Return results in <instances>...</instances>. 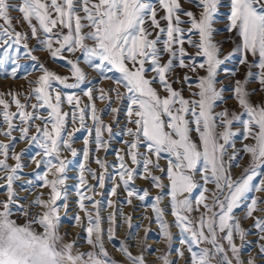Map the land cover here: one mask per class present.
I'll use <instances>...</instances> for the list:
<instances>
[{"label": "snow or ice", "instance_id": "1", "mask_svg": "<svg viewBox=\"0 0 264 264\" xmlns=\"http://www.w3.org/2000/svg\"><path fill=\"white\" fill-rule=\"evenodd\" d=\"M224 6V0H0V76L27 84L0 91V135L8 137L0 140V189L7 194L0 199V264H120L106 240L118 241L114 246L130 264H148L144 252L151 247V228L138 238L132 229L142 225H134L123 209L134 199L142 202L145 218L159 225L167 243L158 257L164 264H177L168 258L173 228L185 264H264V215H256L264 213V198L244 203L248 193L264 191V96L253 100L264 93V0H227L228 35L218 41L216 25ZM228 42L234 47L225 54ZM37 50L65 60L69 73L50 69ZM236 54L247 68L230 90L240 110L221 107L229 97L218 87L221 71L233 76L239 71L222 68ZM33 71L40 74L28 79ZM253 82L258 88H249ZM122 110L125 125L119 135L130 139L121 140L126 147L115 151L110 164L107 155L117 135L113 125H119ZM106 115L111 123L103 119ZM80 131L86 135L77 149ZM241 134L250 142L237 149ZM24 141L38 151L29 161L36 165L32 178L21 181L28 149L17 152L16 144ZM66 152L82 156L75 187L78 211L71 221L86 232L88 250H80L77 240L65 242L67 233L61 234V210L67 214L70 207L66 181L72 161ZM241 153L249 162L234 177ZM138 178L159 190L151 204L149 190L136 185ZM106 180L112 185L110 197L122 189L123 200L96 199ZM18 182L22 190L48 192L29 200L16 190ZM165 196L168 204L162 207ZM149 207L152 217L146 214ZM237 209L244 211L243 219H253L256 230L258 249L247 258L242 253L251 243L246 240L251 229L243 226ZM124 224L129 233L120 240L117 232Z\"/></svg>", "mask_w": 264, "mask_h": 264}, {"label": "rangeland", "instance_id": "2", "mask_svg": "<svg viewBox=\"0 0 264 264\" xmlns=\"http://www.w3.org/2000/svg\"><path fill=\"white\" fill-rule=\"evenodd\" d=\"M224 7L221 9V13H220V18L219 21L216 25V27L219 29V35L216 36V39L218 41L223 40L224 37H226L228 35L226 29H225V25L227 24V14H228V7H227V0H224ZM186 8H192L191 4H185L184 5ZM13 16H18L19 13L13 12L12 13ZM15 23V21H14ZM238 42V41H237ZM33 45L36 44V41H32L31 42ZM185 47L188 49L189 52L194 53L196 50L191 48L188 45H185ZM234 47V44L231 42L225 43L223 44V52L226 54L229 51H231ZM36 55L39 56L41 62L46 63V65L50 68L55 70L56 72H58L59 74L65 75L69 73V67L66 66V62L65 60L62 59H56L53 60L49 57V54L46 51L43 50H37ZM68 55V54H65ZM69 58H72L71 56H69ZM239 59L240 56L239 54H236L235 56H233L229 61H227L225 63V65H222V68H227L230 70H234L236 68H239V71L236 72V74L233 75H228L226 74L224 71H221L219 76H218V80L220 81V83L218 84V87H224L226 89L225 91V96L229 97V99L227 100V104L226 105H221V107L227 106L236 110H240L239 106L237 104V102L234 99H231V88L234 85V81L237 79H243L245 76V73L247 71L246 66H242L239 65ZM251 59V58H250ZM22 63L25 64L26 67L29 66V61L24 60L22 61ZM90 73V78L95 77L96 74L94 72H91V70H88ZM256 69H253V72H255ZM40 73L38 71H33L31 73V75L28 77V79H34L36 76H38ZM191 74V73H190ZM199 74L200 75H204V71L203 70H199ZM195 79V77H194ZM71 82V81H70ZM110 82L105 81L103 83L102 86L107 87L108 84ZM20 88H27V84L26 81L24 79H5L2 76H0V91H8L9 89H20ZM250 89H256L258 88V84L256 83H251L249 85ZM64 91H74L72 89H64ZM75 91H77L78 94L82 93L80 92L79 89H76ZM186 95L188 94L187 92L185 93ZM264 96V93L261 92H257L254 96H253V100L255 101H259L261 99V97ZM23 99V97H22ZM86 100V98H85ZM34 102V101H33ZM98 108H103L104 107V103L98 102L97 104ZM116 106V105H113ZM65 110H67V107H65ZM103 119L105 120V122L107 123H111L112 122V116L110 115H106L103 117ZM125 125V116H124V112L123 110L121 111L120 114V123L119 125H113V131L115 133H117V135L114 137V139L111 141V149L107 155V159L108 161L111 163H114L116 161V157L114 155L115 151L117 149H122L125 148L126 146L121 142L122 139H130L127 136L121 137L119 135L121 129L124 127ZM88 126L91 127V122L88 121ZM236 129H240L241 133H242V126L240 124H236L234 126ZM34 131V129H33ZM14 135L19 136L18 132H15ZM86 135V132L84 131H80L78 133H76V140L74 143V147H76L77 149H81L83 147V137ZM105 137H107V133H105ZM0 140L7 142L8 141V137L0 135ZM246 142H250V141H244L242 139V134L241 136H237L236 137V147L237 149H240L243 145V143ZM21 149H28V151L26 152V154L22 157V160L24 162V164L26 165V167L23 169V171L20 173L21 176V181L24 180H28L32 178V174L34 169L36 168V165L34 163H30V157L38 151V149L33 146L31 148H29L28 146V142L24 141V142H18L16 144V151L19 152ZM143 150V149H141ZM101 155H103V152L100 153ZM64 155H66L68 157V159H70L72 161V163L69 165V171H68V180L66 181V184L68 185V202H69V210L67 212V214L64 213L63 210H61V217H62V223L63 226L61 228V234L67 233V235L65 236V240L66 241H71V240H77L78 242V247L80 248V250H88L89 249V245L85 242V237H86V232H84V230L80 227V226H73L71 218L77 213L78 208L76 205V194H75V187L77 184V174H78V166L79 164L82 162V156L81 155H77L76 157H72L70 153H64ZM241 156L243 157L240 160V166L239 167H233L232 169V174L234 177H238L241 175L243 168L248 164V157L246 155H244L243 153H241ZM39 158V157H37ZM0 159H2V157H0ZM9 163L14 164L15 161L14 160H10ZM161 163H165V161H161ZM91 167L93 168H97V165H95L94 163L91 164ZM43 169H41L42 171ZM109 173H113V169L110 167L109 168ZM3 173L0 172V176H2ZM85 175H87V173H85ZM90 179V178H89ZM92 183H95V181H91ZM258 182V181H257ZM4 181H0V184H3ZM136 185L141 188H147L150 192V196L147 200L148 204H151L152 201V197H154L155 195H157L159 193L158 189H155L154 187H152L150 185V183L148 181L142 180V179H137L136 180ZM111 182L109 180H106L105 182V187L103 189H100L98 194L96 195V199L100 200H104L106 201L107 199L111 198L112 200H123L124 197L126 196V193L120 189L118 190V196L116 197H110L109 192H110V188H111ZM16 190L19 192V194L21 196H28L29 200H32L35 198L36 194L43 191L45 194H47L48 189L44 188L41 189L39 187L35 188V190H31L29 189L28 191L22 190L20 187V183L18 182L16 185ZM209 187H213L212 185H209ZM29 191H31V195H29ZM165 192H167V189H165ZM199 194V189H197L194 192V196ZM6 191L4 189H0V199H5L6 198ZM253 197H258V198H264V191L261 192H250L248 193V198L245 200V204H247L248 202H250V199ZM168 204V199L167 196H165V199L162 203V207L166 206ZM90 206V205H89ZM135 206V207H134ZM261 207H264V205H261ZM123 209L124 212L127 214H131L133 216V224L134 225H142L139 228H134L132 229V231L134 233L137 234L138 238H144L145 236V230L148 229L149 227L151 228V231L148 232L147 234V244L150 245L151 247L146 250L149 252L150 256L154 259H158V257L166 250L167 248V243H165V246L162 248L161 246H157V245H153L149 242L150 238H153L156 241H161V238L159 236V226H154L155 224L158 225L156 222L154 223V221H152L150 223L149 219L145 218V208L142 205V202L139 201L138 199H134L133 200V205H127L124 204L123 205ZM107 211H111V209H108ZM136 213H139L138 215H136ZM104 215H106V212L102 213ZM147 216L148 217H152L153 216V212L152 209L149 207L147 209ZM237 217L241 218V222L243 224V226L245 228H249L251 229L250 234L246 237L247 241H250L251 243L247 244V246L243 249V255L245 256V258H247L249 255H255L256 251L258 249V245L256 243L257 241V235L255 234V229H252L251 226L253 224V219L249 218V219H243L245 213L243 210L241 209H237L236 213ZM80 215L83 216L84 213L80 212ZM167 219L171 222L173 217L171 216L170 213H167ZM256 215H264V213H256ZM138 219V220H136ZM106 226V225H105ZM173 234L175 239L172 241V250L170 251L172 253L173 258L171 259L172 261H177V264H185V260L184 258H179L178 254H177V248L179 246V232L178 229L173 228L172 229ZM129 233V228L127 226V224H124L117 232L118 237L120 238V240H124ZM166 242V241H165ZM237 244L240 243L239 239H237ZM115 243H118V241L116 242H108L106 240V247L108 248L110 254L118 261L120 262V264L122 262H124V258L122 256H116L115 255V251H118L117 248L114 246ZM128 243L130 245H132L131 250L134 254H139L136 253L133 248L137 249L138 247L135 246V242L132 240H129ZM156 249H159L160 251H156ZM146 251L144 252V255L146 254ZM117 254V253H116ZM123 253L121 252L122 255ZM188 253L185 251V257H187ZM146 258V257H145ZM168 258L170 260L169 257V253H168ZM264 259V258H262ZM148 264H149V260L146 258ZM126 262V261H125ZM164 264V262H161L159 264ZM125 264H129V263H125Z\"/></svg>", "mask_w": 264, "mask_h": 264}, {"label": "bare ground", "instance_id": "3", "mask_svg": "<svg viewBox=\"0 0 264 264\" xmlns=\"http://www.w3.org/2000/svg\"><path fill=\"white\" fill-rule=\"evenodd\" d=\"M139 213H136V215H138ZM136 220H138V219H136ZM155 223V222H154ZM154 226H159V225H154ZM65 242H67L66 240H65ZM149 242L151 243V244H153V245H157V246H161L162 248L165 246V240L164 239H161V241L159 242V241H156V240H154L153 238H150V240H149ZM133 250L136 252V253H140V251H141V249L140 248H137V249H135V248H133ZM116 253H115V255L116 256H122L123 258H124V260L126 261H124V262H122L121 264H125V263H129L130 264V262L127 260V258L124 256V254H122V255H119V254H121V251H115ZM145 257L149 260V264H159V263H161V262H164L163 260H157V259H154V258H152L151 256H150V254H149V252L148 251H146V254H145ZM169 257H170V260L173 258V256H172V253L170 252L169 253ZM163 264V263H162Z\"/></svg>", "mask_w": 264, "mask_h": 264}]
</instances>
